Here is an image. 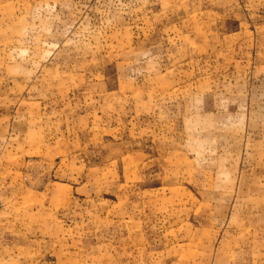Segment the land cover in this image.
<instances>
[{"label":"rangeland","instance_id":"obj_1","mask_svg":"<svg viewBox=\"0 0 264 264\" xmlns=\"http://www.w3.org/2000/svg\"><path fill=\"white\" fill-rule=\"evenodd\" d=\"M222 7L0 0V264H264V7Z\"/></svg>","mask_w":264,"mask_h":264},{"label":"crops","instance_id":"obj_2","mask_svg":"<svg viewBox=\"0 0 264 264\" xmlns=\"http://www.w3.org/2000/svg\"><path fill=\"white\" fill-rule=\"evenodd\" d=\"M244 2H246L244 5L249 6L248 8L243 7ZM199 3L202 5L223 6L221 11H218V16L223 14L226 19L239 20L241 26L245 24V21L247 23V16L249 15V13L247 14L245 12L244 8L247 11L250 9V13L253 12L255 14V11L264 7V0H199ZM232 35L234 34H231L230 36Z\"/></svg>","mask_w":264,"mask_h":264}]
</instances>
